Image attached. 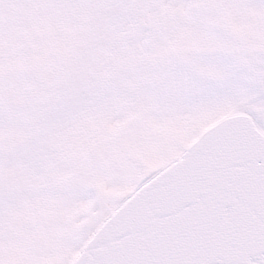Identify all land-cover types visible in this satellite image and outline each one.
<instances>
[{"label": "snow or ice", "instance_id": "obj_1", "mask_svg": "<svg viewBox=\"0 0 264 264\" xmlns=\"http://www.w3.org/2000/svg\"><path fill=\"white\" fill-rule=\"evenodd\" d=\"M0 264H264V0H0Z\"/></svg>", "mask_w": 264, "mask_h": 264}]
</instances>
